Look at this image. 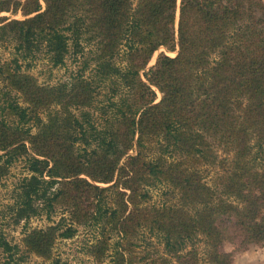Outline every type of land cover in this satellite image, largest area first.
Listing matches in <instances>:
<instances>
[{"label":"trees","instance_id":"16d2710c","mask_svg":"<svg viewBox=\"0 0 264 264\" xmlns=\"http://www.w3.org/2000/svg\"><path fill=\"white\" fill-rule=\"evenodd\" d=\"M9 12L23 19L0 20V42L15 43V56L0 60V181L19 160L27 172L9 213L20 224L61 209L70 222L28 232L25 253L52 259L56 240L78 225L118 237L114 264H135L124 251L140 246L143 230L179 264H196L194 250L180 252L200 234L210 264H231L221 248L229 230L264 244L263 0H0V14ZM87 45L90 76L41 85L22 70L40 54L63 66ZM161 48L177 55L160 54L141 79ZM103 84L111 96L95 117ZM204 165L220 167L216 189ZM160 185L165 203L145 204ZM108 240L91 252L103 256ZM25 260L0 236V264Z\"/></svg>","mask_w":264,"mask_h":264},{"label":"rangeland","instance_id":"374dc122","mask_svg":"<svg viewBox=\"0 0 264 264\" xmlns=\"http://www.w3.org/2000/svg\"><path fill=\"white\" fill-rule=\"evenodd\" d=\"M132 1L133 7H136V5L139 3V0ZM180 4L181 0H178V6H180ZM178 15L179 11L177 13V21L175 26L176 29L178 27ZM4 17L9 19H23L21 14H13L10 12L0 14V20ZM14 44L15 43L13 40L4 43L0 42L1 62L11 60L15 56ZM125 49V46L122 47L118 56L116 57V61L120 64L123 63L122 65L127 62L124 52ZM91 50H94V46L92 45L85 46L84 52L78 55H75L73 50H71L67 56L65 64L60 67H52L47 57L43 54H40L38 58L32 62L31 67L27 68L24 64V68L22 70L25 71L26 74L34 76L41 85H54L61 82H68L77 75L81 74L87 77L93 74L94 64L92 63L84 70L85 61L92 57V53H90ZM162 53L171 57L177 55V51L171 52L166 48L159 49L153 55L148 66L140 72L141 79H146L145 73L156 64L159 55ZM0 89L1 101L4 99L3 94L5 90L2 83H0ZM98 90L99 94L92 108L95 117H100L99 113L101 111V107L107 106L108 98L111 96V93H109V86L107 84L101 85ZM161 97V93L157 90L156 103L161 100ZM19 101L21 104H23L22 99ZM41 115L44 118L46 117L45 112H42ZM216 150L220 157H224L226 155V152L222 147L216 146ZM152 151L154 152L153 145ZM229 155L231 156L232 154ZM219 169L220 167L218 165H204L200 167L203 181L212 186L213 189H216L217 187V177L220 174ZM261 169H264V164ZM26 173L24 161L19 160L14 165H12L10 168V173L0 181V236L5 237L12 244L19 245L21 253L26 255V260L23 262V264H114L113 258L116 251V241L118 240V237L113 232H109L103 236L101 234L102 229L100 227L90 228L83 225L76 226L77 232L73 238H58L56 240L53 248L52 259L46 260L33 253H25L23 239L28 232L33 229H46L49 226L55 225L62 221L63 217H66L65 219L67 224L70 223L68 221V215L64 214V211L61 209H59L58 213L51 219H48L46 216H41L32 218L26 223L24 221L20 224L14 223V220L9 213L8 207L9 205L13 204L17 185L26 175ZM148 189L151 198L145 204L161 206L165 203L166 197L164 192L167 190L166 186L160 185L156 187H150ZM223 198L225 199L226 196ZM229 201L236 203L234 198H231ZM232 232V230H229L228 233L230 236H228V240L224 241L221 245V248L226 253L231 254V264H264V244H243L240 238L233 240ZM149 233L150 232L148 230H143L142 238L144 240H137V244L140 246L133 247L131 252L129 250L124 251L125 257L127 259L134 257L135 260H133L135 264H179L177 258L167 254L164 251V245L161 244L156 237L151 236ZM104 237L109 238L108 248L105 250L104 255L102 256V253L99 251V249H97L95 253H92L91 249L93 248L91 247L99 240L104 239ZM204 240V235H198L192 243L188 244L186 250L180 252V254L194 250L197 253L196 264H210L207 255L208 245ZM147 241L152 243V247H148ZM162 258L167 259L168 262L163 261Z\"/></svg>","mask_w":264,"mask_h":264},{"label":"crops","instance_id":"0c3cea01","mask_svg":"<svg viewBox=\"0 0 264 264\" xmlns=\"http://www.w3.org/2000/svg\"><path fill=\"white\" fill-rule=\"evenodd\" d=\"M263 2H264V0H263Z\"/></svg>","mask_w":264,"mask_h":264}]
</instances>
